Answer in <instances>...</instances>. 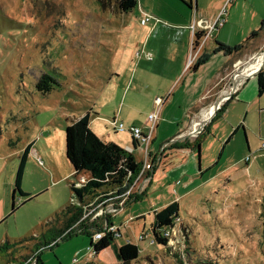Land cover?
I'll return each instance as SVG.
<instances>
[{
    "label": "rangeland",
    "instance_id": "rangeland-1",
    "mask_svg": "<svg viewBox=\"0 0 264 264\" xmlns=\"http://www.w3.org/2000/svg\"><path fill=\"white\" fill-rule=\"evenodd\" d=\"M145 1L153 4V0H140L136 8L122 12L117 6L118 0H0V185L6 193L10 192V212L14 198L16 202L15 211L3 228L15 232L20 239L16 243L18 251L14 253L18 256L17 263L22 260L26 264H37L35 257L39 252L43 264H123L115 250L132 242L139 246L140 255L128 264H264L263 156L257 158L261 171L253 170L240 179L245 193L241 189L238 195L230 192L232 197L227 201L197 198L194 204L184 202L181 216L178 214L173 221L177 225L173 244H161L154 239L151 231L154 215L147 197L130 202L146 190L153 175L155 163L148 144L156 129L146 147L138 142L145 155L142 157L137 151L136 156L142 158V170H145L134 185L119 192V189L113 190V193L103 191L109 188L105 185L100 188L102 193L98 190L84 202L72 189L71 183L76 177L74 173L68 175L74 167L66 155L67 117L78 115L79 109L94 116L95 112H104L103 104L106 109L118 110L128 84V69L137 66L138 46L134 44L142 47L143 26L149 25L139 12L140 3ZM228 1L229 10L234 0ZM255 1L249 11L252 23L255 11H264V0ZM176 2L156 0L157 7L166 10L160 17L161 22L172 21L168 12H172ZM160 19L153 16L152 22ZM206 30L199 29L197 33ZM201 34V38L206 36V33ZM193 43L195 45V41ZM263 51L264 47L236 68L226 92L231 91L236 72L244 70ZM196 55L192 56L191 65ZM45 74L57 81L47 93L37 87ZM213 118L196 126L202 121L198 120L189 132L166 143L161 152L165 153L180 137H198ZM98 126L115 132L112 124ZM29 140L36 141L33 148L37 152L33 151L26 165L22 189L31 192L30 197L18 190L14 193L20 161L18 151ZM145 163L150 168L144 167ZM69 204L81 205L78 220L62 237H59L60 229L50 230L47 242L52 247H44V238L39 242L33 236L44 231L49 211ZM140 212L145 213V218L136 216ZM111 227V232L116 233L113 243L116 241L119 246H114V251L112 248L97 253L89 250L92 236L98 231L105 233ZM67 233L70 235L63 238ZM34 241L39 242L34 248L37 252L31 251ZM11 257L1 253L0 264Z\"/></svg>",
    "mask_w": 264,
    "mask_h": 264
},
{
    "label": "crops",
    "instance_id": "crops-1",
    "mask_svg": "<svg viewBox=\"0 0 264 264\" xmlns=\"http://www.w3.org/2000/svg\"><path fill=\"white\" fill-rule=\"evenodd\" d=\"M176 1L172 12H168L172 21L167 23L161 22L160 17L166 10L161 6L157 7L156 0H153L152 5L147 4V1L140 3V14L143 15L145 12L157 16L160 21L152 22V18L147 23L149 25L143 26V44L141 48L139 43L134 44L135 47L138 46L135 56L137 52L144 50L151 51L153 58L148 59L145 55L137 56L136 68L132 66L128 69V84L122 94L118 110L106 109L107 106L103 104L104 112H95L94 116L88 112L90 126L98 136L105 141L115 142L125 149L136 146L133 154L137 161L143 162L142 158L136 156V152H141L144 157L145 151L136 144L131 128L141 127L147 132L148 115L155 108V99L164 98L154 137L150 145L148 144L150 157L155 163L153 175L150 176L151 180L146 190L139 194L138 199L130 201L135 202L147 197L151 203L154 219L155 211L173 202H178L181 216L184 202L194 204L197 198L207 201L221 198L227 201L232 195H238L240 189L245 193L240 179L250 175L253 170L261 171L257 161L260 157H264V150H261L264 142V91L259 92L258 74H251V61L246 65L249 68L245 67L244 70L236 72L234 82L239 80L236 79L238 74L242 73L245 76L250 74V76L239 84L233 96L217 110L219 111L217 116L215 115L216 117L214 116L206 125L204 132L199 135L202 138L200 147H176V143L186 139L193 142L197 138L183 136L175 141V144L172 143L173 145L167 147L165 153L161 152L166 143L174 137L189 132L198 120L207 121L208 111L214 101L221 100L229 92H226L228 90L226 85L236 68L252 59L253 54L264 47V11L258 9L255 11L253 23L252 13L250 14L255 0H234L229 10L228 0ZM224 6H227V15L223 26L211 32L207 30L201 32L206 35L209 32L207 38L205 36L201 38V33H194L193 25L197 20H216ZM256 32V38H252ZM194 41L195 45H192ZM238 45L243 46L231 53L223 48V46L234 48ZM194 55H196L195 62L188 67L189 60ZM79 110L78 115H68L69 123L86 114V111ZM114 117L124 124L123 134L116 128H113L115 132L112 133L107 127L98 126L103 123L111 126L110 119ZM35 142L29 140L18 151L21 160L25 148L30 145L26 165L33 157V151L37 152L33 148ZM143 146L146 147V144ZM249 155L251 158L246 161L245 158ZM74 171L75 169L68 175L72 176ZM85 173L88 175L89 172ZM25 176L26 173L23 180ZM15 180L16 176L14 182ZM22 186L23 181L21 188ZM105 190L107 189L103 191ZM101 191L99 190L100 193ZM24 192L32 196L31 192ZM9 194L10 192L6 193L4 186L0 185V254L13 256L2 264H26L25 261L21 260L17 263L15 260V258L18 260V256L14 254L18 251L16 243L20 239H17L15 232L3 228L4 223H7L13 213L10 212ZM92 195L94 193L84 195L83 202ZM68 206L70 204L59 208L58 205L49 211L45 216L44 231L34 235L33 238L36 237L39 242L44 238L47 242L50 230L62 229L66 216L61 215L57 221L53 218L64 212ZM142 215L145 218L144 212L136 214L140 216L138 218H142ZM53 223L56 225L54 226ZM112 223L115 224L113 220ZM185 223L193 227L189 222ZM39 242H33L31 251L35 250ZM116 245L119 246L115 241L102 252L108 248L113 249Z\"/></svg>",
    "mask_w": 264,
    "mask_h": 264
},
{
    "label": "trees",
    "instance_id": "trees-1",
    "mask_svg": "<svg viewBox=\"0 0 264 264\" xmlns=\"http://www.w3.org/2000/svg\"><path fill=\"white\" fill-rule=\"evenodd\" d=\"M138 3L139 0H118L117 6L122 12H129L136 8ZM256 35L257 32L252 35V38ZM242 46L243 45H238L234 48L223 46V48L226 52H231L233 50L240 49ZM258 82L259 92L262 93L264 91V68L258 73ZM52 83H57L56 79L48 74H45L39 81L37 87L39 90L47 93L53 89L54 86ZM218 112L216 113V116ZM201 141L202 138L198 136L193 142L186 139L183 142L176 143L175 145L179 148H199ZM136 142L138 145V140H136ZM29 148L30 145L25 148L23 155L21 156L16 174L15 191L18 190L22 195L30 197V194L24 192L21 188ZM134 149H136V146H134ZM66 155L75 170L85 171L91 174V179L85 187L81 189L72 188L81 201H83L82 199L84 195L96 193L105 185H109L107 190L113 191L115 189H119L118 192L121 191L120 188L123 186H125V188L131 186L141 172L143 165V162L137 161L133 152L128 151L115 142L105 141L98 136L90 126L89 113H86L79 119L73 120L67 125ZM138 197L139 195L132 199L135 200L138 199ZM80 206L81 205L70 204L64 212L55 216V220L57 221L60 219L59 217H61V215L64 214L66 216V214H68V217L66 216L64 227L59 230L61 233L59 237H62V234L78 220V215L82 213V207ZM15 208L16 202L14 199L12 212L15 211ZM69 213H74L75 215H69ZM178 214V202H173L155 211V219L151 225V231L154 239L158 243L165 244L166 238L161 235V230L172 225V222L176 220ZM86 233H89V231H86ZM68 235L70 234L67 233V235L63 236V238ZM114 240L115 238L111 234L109 236H105L95 245L96 252L103 251L108 246L112 245ZM48 246L52 247L49 241L44 243V247ZM115 253L119 261L123 264H128L132 260L139 257L140 248L137 244L128 242L115 250ZM37 264H43L39 252L37 255Z\"/></svg>",
    "mask_w": 264,
    "mask_h": 264
},
{
    "label": "built area",
    "instance_id": "built-area-1",
    "mask_svg": "<svg viewBox=\"0 0 264 264\" xmlns=\"http://www.w3.org/2000/svg\"><path fill=\"white\" fill-rule=\"evenodd\" d=\"M143 15H144V18L147 21H149V20H151L153 18V15L145 13V12H143ZM226 15H227V6H224V8L222 9L220 15L218 16V18L214 22L210 21V20H206V19L197 20V22L193 25L194 33L198 32L199 29H207V31L211 32L212 30L218 28L219 26H222L224 24V22L226 21ZM209 32L205 36V38H207L209 36ZM192 45H194V43H192ZM143 55H145L148 59H152L153 58V53L151 51L141 50V51L137 52V56L138 57H142ZM192 61H193V57L190 58L188 67L191 65ZM237 88L235 89V91L237 90ZM231 91H232V88H231ZM230 92H229V95H230ZM229 95L222 101V103L226 99L229 98ZM164 101L165 100L162 97H157L155 99V108L148 115L149 125H148V132L147 133L141 127H132L131 128L132 135L134 136V138L136 140H138L140 145L147 144L148 141L150 140V138L152 137V134H153L154 130L156 129V125H157V122H158V119H159V116H160V110L162 108V105H163ZM219 108H221V107L219 106ZM110 123L116 129L120 130V129H124L125 128L124 124L119 122L117 117H114V118L110 119ZM202 131H200L199 133H201ZM133 149H134V147H128L127 148V150L130 151V152H133L132 151ZM261 150H264V142L261 145ZM250 158H251V155L247 156L245 158V160L248 161V160H250ZM144 167L150 168V165H147L145 163ZM144 170L145 169H143V170L141 169V172L139 173L138 177L134 181L133 185L140 179V175L143 174ZM74 174H75L76 180L72 183V186H73V188H76V189H81V188L85 187L87 185V183L91 179L90 177L87 178L88 175L84 174L81 171L75 170ZM145 180L147 181L146 178H145ZM143 188L144 187L141 186V189H143ZM111 193H113V191H111ZM177 218H176V220H177ZM175 223H176V221L174 223L172 222V225L167 226V227H165V228H163L161 230V235L164 238H166V242L167 243H169V242L172 243V244L175 243L176 238H175L174 233H177V225ZM112 229H113V227H111L109 231L105 232L106 234L104 232H102V231H100V232L98 231V233L94 234L92 236V241H91V244L89 245L88 249L92 250L93 253H97L96 250H95V245L100 240H102L105 236H109L110 234L113 235V237H115L116 233L115 232H111Z\"/></svg>",
    "mask_w": 264,
    "mask_h": 264
},
{
    "label": "bare ground",
    "instance_id": "bare-ground-1",
    "mask_svg": "<svg viewBox=\"0 0 264 264\" xmlns=\"http://www.w3.org/2000/svg\"><path fill=\"white\" fill-rule=\"evenodd\" d=\"M263 63H264V53L263 54H260V55H258V56H256L255 57V60H254V62H250V67L252 68V73L251 74H253L254 72H256L262 65H263ZM246 67V66H245ZM246 68H249V67H246ZM248 71H250V70H248ZM247 71V72H248ZM249 73V72H248ZM239 76H237L236 77V79H240V78H242V77H245V75L244 74H242L241 73V75L240 74H238ZM233 86H234V84H233ZM232 86V87H233ZM229 95V92L224 96V98L223 99H221V100H217L214 104H213V106L211 107V109L208 111V116H207V121L213 116V114H214V112H215V110H216V108H217V104H218V102L220 101V102H222L227 96ZM206 113V112H205ZM205 115V114H204ZM206 122V120H203V121H199V122H197L196 123V126H198L199 124H203V122ZM202 122V123H201Z\"/></svg>",
    "mask_w": 264,
    "mask_h": 264
},
{
    "label": "water",
    "instance_id": "water-1",
    "mask_svg": "<svg viewBox=\"0 0 264 264\" xmlns=\"http://www.w3.org/2000/svg\"><path fill=\"white\" fill-rule=\"evenodd\" d=\"M263 53H264V51H263ZM263 67H264V63H263V65H262V66H261L256 72H254L253 74H258V73L261 71V69H262ZM249 76H250V74H249V75H246L245 77L240 78L237 82H236V81L234 82V86H233V88H232V91L230 92L229 98L232 97V95H233L235 89L238 87V85H239L244 79L248 78ZM221 103H222V102H220V101L218 102V104H217V108H216V110H215L213 116L216 115L217 110H218L219 106L221 105ZM213 116H212V117H213ZM203 123H204V122H203Z\"/></svg>",
    "mask_w": 264,
    "mask_h": 264
},
{
    "label": "flooded vegetation",
    "instance_id": "flooded-vegetation-1",
    "mask_svg": "<svg viewBox=\"0 0 264 264\" xmlns=\"http://www.w3.org/2000/svg\"><path fill=\"white\" fill-rule=\"evenodd\" d=\"M263 69V68H262Z\"/></svg>",
    "mask_w": 264,
    "mask_h": 264
}]
</instances>
